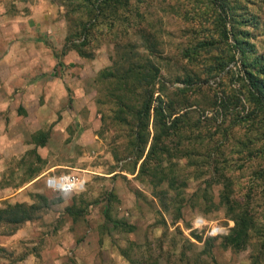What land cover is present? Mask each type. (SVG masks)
<instances>
[{"label": "rangeland", "instance_id": "rangeland-1", "mask_svg": "<svg viewBox=\"0 0 264 264\" xmlns=\"http://www.w3.org/2000/svg\"><path fill=\"white\" fill-rule=\"evenodd\" d=\"M0 1L20 7L28 2L48 4L61 24L62 51H70L64 42L68 27L65 9L59 0ZM135 2L130 0L129 4L134 6ZM207 4V0H147L140 3L137 13L141 26L151 30L157 43L156 52L137 46V54L160 58L157 64L169 81L167 94L176 110L192 105L187 124L179 129L181 137L173 138L170 145L191 153V158H182L172 168L178 176L177 184L171 189L166 183L153 188L147 176L138 174L140 161L135 163L129 145L130 130L114 121L111 113L109 93L114 86L96 79L110 65L111 46L107 41L111 36L105 35L106 30L98 35L95 29L90 36L92 48L86 47L90 57L81 58L73 50L80 60L76 66L87 69L84 75H89V80L94 76L88 90L80 87L79 100L69 108L62 138L53 140L42 156L29 150L0 164V208L14 203L41 207L36 219L21 224L11 234L0 226V239L15 237L7 248H0V264H13L26 254L34 257H28L29 264H129L121 255L122 249L132 259L153 264H264V180L255 177L256 167L243 162L241 148L234 145L243 130L232 125L233 106L227 104L223 110L222 106L209 105L214 95L213 102L221 105L223 97L237 86L234 62L226 67L230 73L208 80L200 92L191 89L178 93L176 88L182 85L173 81L187 70L197 74L200 81L204 78L200 73L203 66L186 64L179 52L198 36L195 32L200 33L201 27L211 28L204 19L210 15L205 13L210 6ZM240 7L251 16V22L258 24L255 38L249 43L254 45L255 53H264V0L242 2ZM124 33L122 41L140 42L137 35ZM81 92L84 96L93 92L87 106ZM198 108L203 111L201 117L196 115ZM215 143L220 152L217 168L224 176L219 179L210 173L214 164L206 165ZM62 174L81 179V189L58 193L45 187L48 176ZM36 195L45 196L48 202L43 204ZM233 201L234 205L230 204ZM70 206L76 213L75 220L65 212ZM245 210L253 224L246 242L238 249L233 245L223 248L224 236L211 235L210 227L228 223L232 227L233 219ZM196 219L203 224L196 226ZM127 227L132 230L128 232Z\"/></svg>", "mask_w": 264, "mask_h": 264}, {"label": "trees", "instance_id": "trees-1", "mask_svg": "<svg viewBox=\"0 0 264 264\" xmlns=\"http://www.w3.org/2000/svg\"><path fill=\"white\" fill-rule=\"evenodd\" d=\"M59 1L65 9L64 17L68 24L64 40L66 50H74L81 58H88L90 51L86 47L92 48L90 36L96 32L95 29L99 32L98 35L106 30L105 35L111 36L107 41L111 46L110 65L101 70L96 79L100 82L110 81L114 86L109 93L113 102L111 113L114 121L130 130L129 145L135 154V163L140 161L138 174L147 176L153 188L166 183L171 189L178 180L172 168L182 158H191V153L171 148L170 145L173 138L181 137L179 129L187 124L192 105L176 110L167 94L169 81L157 64L160 58L139 56L136 52L137 46L150 53L156 52L157 48L151 30L145 31L141 26L140 16L137 15L140 3L147 0H134V6L129 4L130 0ZM248 1L250 0H207V5L210 6L205 13L210 15L204 19L211 28L201 27L200 33L195 32L198 36L183 45L179 52L180 60L186 64L203 66L200 73L204 78L200 81L197 74L187 70L180 77H174L173 81L182 85L181 88H176L178 93L183 94L185 90L191 89L200 92L201 86L208 80L221 79V76L230 73V69L226 67L234 62L237 86L230 95L223 97L221 105H216V95L213 99L215 102L212 101L209 105L216 108L222 106L223 110L228 108L227 104L233 106L232 125L243 130L234 145L241 148L242 161L256 167L255 177L264 180V53H255L254 45L248 41L255 38L254 31L258 28V24L251 22V16L240 7L242 2ZM124 31L126 36L137 35L140 42L122 41L120 36ZM200 111V108L196 109L197 117L202 116L203 111ZM224 131L225 129L222 134ZM44 142V134L41 132L36 133L32 139L35 146H42ZM214 145L216 146L211 147L206 165L213 163L211 175L215 174L218 179L224 178L217 168L216 160L220 152L216 150L217 143ZM31 153L35 154L34 149ZM223 182L227 184L228 179H223ZM36 197L43 204L48 202L43 195ZM230 204L234 205V201ZM72 206L66 207L65 212L75 220L76 213L72 212ZM40 208L35 204H6L0 208V226L8 228L7 234H11L21 224L36 219ZM228 209L232 208L229 206ZM248 215L245 210L233 219V226L228 234L221 238L223 248L233 245L238 249L244 245L249 229L253 228ZM127 230L130 232L132 229L127 227ZM120 252L129 264H153L146 260L132 259L127 250L122 249ZM202 252L207 250L203 249Z\"/></svg>", "mask_w": 264, "mask_h": 264}, {"label": "crops", "instance_id": "crops-1", "mask_svg": "<svg viewBox=\"0 0 264 264\" xmlns=\"http://www.w3.org/2000/svg\"><path fill=\"white\" fill-rule=\"evenodd\" d=\"M56 20L44 2L20 7L0 1V164L32 149L45 154L53 140L62 138L80 87L88 90L93 82L94 74L89 80L87 69L76 66L80 60L73 50L62 53L61 24ZM89 95H81L86 106ZM39 132L45 142L35 146L32 139ZM14 238H1L0 248ZM30 256L34 258L26 254L12 263L29 264Z\"/></svg>", "mask_w": 264, "mask_h": 264}, {"label": "built area", "instance_id": "built-area-1", "mask_svg": "<svg viewBox=\"0 0 264 264\" xmlns=\"http://www.w3.org/2000/svg\"><path fill=\"white\" fill-rule=\"evenodd\" d=\"M83 181L72 175H58V176H48L45 179V187L52 191L58 193H71L81 189ZM203 222L199 219L195 220V225L200 226ZM231 224L220 226L212 225L210 227V234L213 236H225L229 232Z\"/></svg>", "mask_w": 264, "mask_h": 264}]
</instances>
